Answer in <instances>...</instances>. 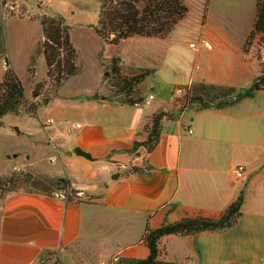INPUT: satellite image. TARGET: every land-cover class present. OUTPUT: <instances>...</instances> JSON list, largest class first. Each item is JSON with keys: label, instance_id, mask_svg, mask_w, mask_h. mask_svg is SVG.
I'll return each instance as SVG.
<instances>
[{"label": "crops", "instance_id": "1", "mask_svg": "<svg viewBox=\"0 0 264 264\" xmlns=\"http://www.w3.org/2000/svg\"><path fill=\"white\" fill-rule=\"evenodd\" d=\"M256 3L206 0L197 32L212 48L195 55L197 63L188 81L177 85L203 83L242 91L237 83L252 62L256 64L252 78L260 74L261 65L243 49L255 24ZM67 13L74 16L75 10L57 14ZM37 25L43 44L42 27ZM75 30L87 33L93 52L105 43L93 24H69L77 57L84 49L73 36ZM0 57L11 64L7 50ZM118 60L124 73L130 68L152 70L143 81L149 84L146 103L120 102L102 76L84 91L67 89L73 76L44 100L26 93L30 100L41 101L35 118L27 114L2 118L3 125L28 141V148L13 156L21 160L14 168L67 179L75 197L63 200L24 189L5 192L0 197V264H44L51 255L63 264H88L75 258L78 243L89 246L91 256L101 261L118 255L122 264H135L149 255L143 242L147 229L185 218H219L241 190V216L233 227L164 236L158 242L159 261L264 264V92L223 108L181 110L179 102L157 92L155 77L161 67L169 71L165 58L158 60L160 65L138 57ZM5 70H0V79ZM160 110L171 115L162 118L154 149L131 152L134 143L147 140L145 127ZM238 165L245 169L241 180L232 175Z\"/></svg>", "mask_w": 264, "mask_h": 264}, {"label": "rangeland", "instance_id": "2", "mask_svg": "<svg viewBox=\"0 0 264 264\" xmlns=\"http://www.w3.org/2000/svg\"><path fill=\"white\" fill-rule=\"evenodd\" d=\"M185 3L188 8L185 18L177 24L169 37L165 39L133 37L118 45L102 42L98 45L99 51L97 53L92 51L93 42L91 43L92 40L87 33L83 34V30H75L73 36L84 51L77 57L78 71L74 76L76 78L66 82V88H80L84 91L91 88L96 80L102 76L104 85L113 97L120 102L132 104L142 99V102L146 103L149 84L143 85L142 82L139 85H133L131 81L133 76L145 69L130 68L124 73L119 66L118 56L125 58L138 57L147 60L144 62L152 61L154 63L165 58L166 64L169 65V71L165 70V66L161 67L162 70L155 77L158 81L156 83L157 92L166 100L171 97L174 102H179L181 110L187 107L199 108L201 104L194 102L193 99L195 97H206L202 93L192 94L191 86L177 84L188 81V75L190 71L194 70L197 63L195 55H201L204 51V48L200 45V35L197 31L200 30L205 18L204 6H206V0H186ZM68 10H75L74 16H70L68 13L65 15L66 17L62 15L68 19L66 20L68 25L89 23L94 26L97 24L98 0H51V3H47L45 0V4L38 1L30 3L25 0H0V54L2 51H8L11 68L20 79L26 91L25 94L28 93L31 98H33L32 92L38 84L41 85L39 89V94L42 96L41 100L50 97L57 89L46 76L47 67L42 52V35L37 25L39 22L37 18L41 14L55 16L54 14L68 12ZM191 44H194V47H191ZM243 49L251 53L259 65L264 66V36H253L248 44L244 45ZM114 58L120 68L121 81L112 74L111 61ZM0 59L3 58L0 57ZM3 69L2 61H0V70ZM246 73L245 78L237 83L242 91L249 88L252 84L251 81L254 80L252 76L256 73L255 62H252ZM249 75L252 78L250 80ZM2 78L0 81H2ZM104 85L102 84L101 87L103 91ZM176 88H184L186 93L178 95L175 92ZM211 94L218 95L217 91H213ZM230 97L226 96V98ZM158 113H162L168 118L171 115L169 111L164 112L163 110ZM26 148H28L26 137L17 136L8 124L0 127V197L14 188H33L31 181L26 182L24 174L34 175L37 173L14 168L20 167L21 160L17 161L19 158H13V156L21 154ZM14 162H17V164L13 167L8 166ZM74 197L75 195L72 194V198ZM76 247L77 251L74 252L76 259L86 260L88 264H99L101 262L102 259L99 257L91 256L89 246L78 243ZM128 263L130 264V262ZM44 264H63V262L58 256L51 255Z\"/></svg>", "mask_w": 264, "mask_h": 264}, {"label": "trees", "instance_id": "3", "mask_svg": "<svg viewBox=\"0 0 264 264\" xmlns=\"http://www.w3.org/2000/svg\"><path fill=\"white\" fill-rule=\"evenodd\" d=\"M185 1L98 0V21L93 29L100 38L110 45H118L121 41L133 37L165 39L185 18L188 12ZM37 20L43 33L42 52L47 67L46 76L58 88L63 81L75 76L78 71L77 52L71 42L69 25L61 14H55V16L41 14ZM255 35L264 36V0H257L255 24L245 45ZM111 64L112 74L121 81L120 68L115 58ZM151 73L152 70H141L132 77V84L139 85ZM213 91H217L218 95L211 94ZM257 92H264V66H261L260 74L253 80L250 87L243 91H237L232 87H219L203 83L191 85L192 94L202 93L206 97L193 99L194 102L201 104L199 108L202 109L223 108L244 99L253 98ZM226 96L231 97L226 98ZM219 98L220 100H218ZM216 100L218 101L216 102ZM141 102L142 99L132 104ZM40 105L41 102L30 101L26 97L20 79L7 61L5 73L0 81V127L3 126L2 118L7 114H27L35 118ZM163 117L162 113L152 116L150 123L145 127L147 140L142 143H134L131 152H135L139 147H144L148 152L154 149L159 140L160 123ZM24 175L26 182L31 181L33 187L32 189L22 188L26 191L45 195L62 192L68 197V200L73 199L72 194L74 195L75 191L67 179H49L38 174ZM15 189L17 188L12 190ZM243 200V190H241L237 199L223 211L219 218H185L157 230L147 229L143 242L149 250V255L135 264H165L159 261L158 250V242L164 236H189L200 232L225 231L233 227L241 216Z\"/></svg>", "mask_w": 264, "mask_h": 264}, {"label": "built area", "instance_id": "4", "mask_svg": "<svg viewBox=\"0 0 264 264\" xmlns=\"http://www.w3.org/2000/svg\"><path fill=\"white\" fill-rule=\"evenodd\" d=\"M200 45L207 50H210L212 48L211 44L208 43L207 41H204V40L200 41ZM191 47H194V44H191ZM0 61H2L3 67H7V61L5 59H2V60L0 59ZM175 92L178 95L186 93L184 88L183 89L182 88H176ZM151 98H152V96H149V99H151ZM244 170L245 169H244L243 165L236 166L232 170V175H233L234 179L241 180L244 176ZM53 195L60 197L63 200H68V197L62 192H54ZM99 264H122V263H121V258L118 255H114L108 260L101 261Z\"/></svg>", "mask_w": 264, "mask_h": 264}, {"label": "water", "instance_id": "5", "mask_svg": "<svg viewBox=\"0 0 264 264\" xmlns=\"http://www.w3.org/2000/svg\"><path fill=\"white\" fill-rule=\"evenodd\" d=\"M40 87H41V85L40 84H38L37 86H36V88L34 89V91L32 92V96H33V98H36V97H38L40 94H39V89H40ZM76 153H80L81 155H84L85 156V154L84 153H82V152H79V151H75Z\"/></svg>", "mask_w": 264, "mask_h": 264}]
</instances>
